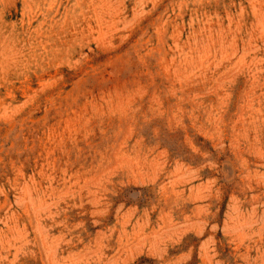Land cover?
Segmentation results:
<instances>
[{"label":"rangeland","instance_id":"rangeland-1","mask_svg":"<svg viewBox=\"0 0 264 264\" xmlns=\"http://www.w3.org/2000/svg\"><path fill=\"white\" fill-rule=\"evenodd\" d=\"M0 264H264V0H0Z\"/></svg>","mask_w":264,"mask_h":264}]
</instances>
